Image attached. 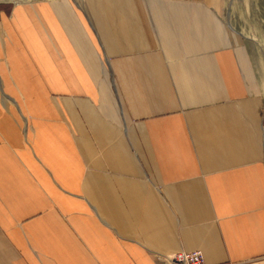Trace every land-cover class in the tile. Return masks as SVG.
<instances>
[{
	"label": "crops",
	"instance_id": "1",
	"mask_svg": "<svg viewBox=\"0 0 264 264\" xmlns=\"http://www.w3.org/2000/svg\"><path fill=\"white\" fill-rule=\"evenodd\" d=\"M225 6L0 2V264H264V73Z\"/></svg>",
	"mask_w": 264,
	"mask_h": 264
},
{
	"label": "rangeland",
	"instance_id": "2",
	"mask_svg": "<svg viewBox=\"0 0 264 264\" xmlns=\"http://www.w3.org/2000/svg\"><path fill=\"white\" fill-rule=\"evenodd\" d=\"M28 0H0L19 2ZM224 14L241 32L264 73V0H226Z\"/></svg>",
	"mask_w": 264,
	"mask_h": 264
},
{
	"label": "built area",
	"instance_id": "3",
	"mask_svg": "<svg viewBox=\"0 0 264 264\" xmlns=\"http://www.w3.org/2000/svg\"><path fill=\"white\" fill-rule=\"evenodd\" d=\"M176 264H209L201 250H180L171 258ZM217 264H245L242 261H225Z\"/></svg>",
	"mask_w": 264,
	"mask_h": 264
}]
</instances>
